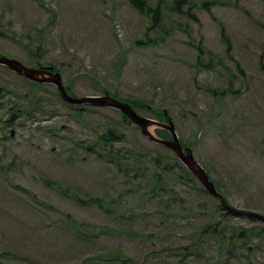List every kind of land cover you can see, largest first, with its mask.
<instances>
[{
	"label": "rangeland",
	"instance_id": "obj_1",
	"mask_svg": "<svg viewBox=\"0 0 264 264\" xmlns=\"http://www.w3.org/2000/svg\"><path fill=\"white\" fill-rule=\"evenodd\" d=\"M161 2L157 28L130 0H0V55L166 110L228 204L264 215V0ZM31 84L0 66V263L264 264V226L221 215L170 150ZM108 131L115 161L89 151Z\"/></svg>",
	"mask_w": 264,
	"mask_h": 264
},
{
	"label": "water",
	"instance_id": "obj_2",
	"mask_svg": "<svg viewBox=\"0 0 264 264\" xmlns=\"http://www.w3.org/2000/svg\"><path fill=\"white\" fill-rule=\"evenodd\" d=\"M0 65L8 67L11 71L16 74L23 76L35 83H49L54 85L61 99L71 105V106H82L90 104L94 107H106L122 112L127 118H129L135 125L139 126L142 135L147 137L150 142L165 146L170 148L175 152L178 159L183 163V165L199 180L201 185L215 198H217L224 211L236 218H244L249 220H257L264 224V215L241 211L229 206L223 196L215 189L213 183L209 180L206 172L196 163L192 157V154H184L183 149L179 143V140L174 131V126L171 122L168 125L160 123L156 120L141 117L127 104L110 98L109 96L103 97H82L75 98L67 93V90L63 87L61 83V77L58 73H53V68L44 69H32L24 66L16 60H10L4 57H0ZM163 114L167 116V112L163 111ZM150 128H160L168 131L171 134L172 140H162L154 136L150 132Z\"/></svg>",
	"mask_w": 264,
	"mask_h": 264
},
{
	"label": "trees",
	"instance_id": "obj_3",
	"mask_svg": "<svg viewBox=\"0 0 264 264\" xmlns=\"http://www.w3.org/2000/svg\"><path fill=\"white\" fill-rule=\"evenodd\" d=\"M192 0H172L171 2V11L174 12L175 14L181 15L183 14V10L186 6H189ZM131 4L135 7V9L140 12L141 14L147 16L150 18V20L152 22H150V25L152 27H161L162 24V20H161V11H162V2L161 0H158V3L156 5V7L151 8L150 6H146V3L144 1H140V0H130ZM32 86H35L34 84H31ZM125 102L129 103L132 108L134 110H145L147 108L146 105L143 104V102L139 101V100H124ZM158 111V110H157ZM156 134L161 137V138H168V134L163 131V130H156ZM114 138L116 140L114 141H120L123 138L122 135H114ZM112 134L108 132L104 133L102 136L99 137V141L97 143H95L93 146L89 147V151L93 152L96 156L99 157H103L104 159H106L107 161H115V159H117L119 157V154H117L118 152H116L115 154L110 152L107 155H103V152L100 150V145H102L103 148H107L110 146V143L113 142L114 139ZM156 162H160L159 159L156 160ZM180 169V168H179ZM165 169H163L164 171ZM181 172L182 174L185 175H189L184 169L181 168ZM158 179V177L156 178V180ZM154 181V180H153ZM188 181H190V179H188ZM160 182V181H159ZM161 188H165L166 185L164 183L161 184ZM203 193L207 194L204 190ZM217 210L221 211V215L223 216H228L227 214L223 213L222 208L220 207V205L217 206ZM210 228H215L212 224L209 225ZM211 231H208L207 233H210ZM263 232V231H261ZM260 231H256L255 229H251L249 231V234L251 233H255L259 234L261 233ZM202 234V232H200ZM213 233V231H212ZM232 239V237H231ZM2 264V263H0Z\"/></svg>",
	"mask_w": 264,
	"mask_h": 264
}]
</instances>
